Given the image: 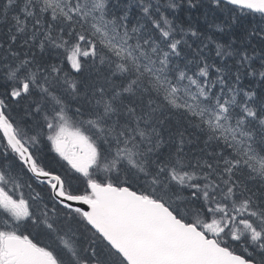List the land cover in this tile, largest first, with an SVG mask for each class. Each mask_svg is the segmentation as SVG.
Instances as JSON below:
<instances>
[{
    "label": "snow or ice",
    "instance_id": "6c2138e0",
    "mask_svg": "<svg viewBox=\"0 0 264 264\" xmlns=\"http://www.w3.org/2000/svg\"><path fill=\"white\" fill-rule=\"evenodd\" d=\"M0 264H264V0H0Z\"/></svg>",
    "mask_w": 264,
    "mask_h": 264
}]
</instances>
